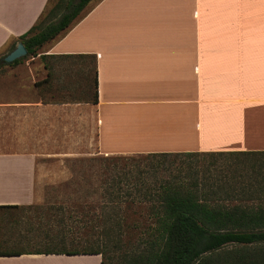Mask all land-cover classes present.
Returning <instances> with one entry per match:
<instances>
[{"label":"crops","instance_id":"crops-1","mask_svg":"<svg viewBox=\"0 0 264 264\" xmlns=\"http://www.w3.org/2000/svg\"><path fill=\"white\" fill-rule=\"evenodd\" d=\"M46 3L0 0V50ZM84 53L95 55V104L72 94L80 74L86 91L88 70L68 59H39L30 81L0 77V205L30 207L37 149L79 127L106 155L264 151V0H90L39 50ZM6 239L0 227V249ZM26 252L0 264H101L99 254Z\"/></svg>","mask_w":264,"mask_h":264},{"label":"trees","instance_id":"trees-1","mask_svg":"<svg viewBox=\"0 0 264 264\" xmlns=\"http://www.w3.org/2000/svg\"><path fill=\"white\" fill-rule=\"evenodd\" d=\"M89 1L53 0L50 5L47 0L33 24L2 49L0 69L22 59L2 61L20 41L26 51L24 56H37L46 68L48 59H68L87 67V88L85 91L84 86V93L77 100L95 104L94 54H39L43 44L61 35L83 14ZM50 76L47 72L41 81H35V86L47 85ZM224 155L234 156L236 164L247 168L238 170L227 164L220 172L208 174L209 168L203 172L192 165L197 157H208V164L213 165L216 158ZM100 160L103 170L98 187L103 205L91 217L95 224L91 229L98 228L107 251H118L117 254L106 255L95 246L26 253L99 254L101 264H111L114 257L116 264H264V151L147 152L114 154ZM122 203H148L149 222L143 227L138 221L129 226L122 224V219L126 220ZM17 208L0 205V215ZM51 209L59 211V219L62 218L61 205ZM130 233L133 244L124 248L123 236ZM20 253L19 249H0V255Z\"/></svg>","mask_w":264,"mask_h":264},{"label":"rangeland","instance_id":"rangeland-1","mask_svg":"<svg viewBox=\"0 0 264 264\" xmlns=\"http://www.w3.org/2000/svg\"><path fill=\"white\" fill-rule=\"evenodd\" d=\"M52 3L53 0H50L49 4ZM21 58L13 66L4 65L0 69V77L16 75L20 80L29 81L32 76L37 77L41 68L39 58L37 56ZM54 68L58 73L63 71V67L54 66ZM80 75L77 78L72 77V81L77 85L71 87L72 94L79 97L83 95V78ZM70 79L64 78L62 81L68 83ZM63 93L66 94L65 91ZM83 130L79 127L76 137L66 135L64 132L60 135V132H57L59 134L55 135L53 142L45 141V145L37 149L39 154L35 157L33 204L27 208L6 211L3 219L0 220L1 232L7 238L6 248L29 251L45 248L81 249L95 246L106 252V255L117 254L118 251H107L103 244L104 240L99 236L98 228L91 229V225L95 226L91 217L103 205L98 187L100 172L103 170V161L100 159L110 154L99 153L96 149L95 133L90 131L85 133ZM209 159L197 157L192 165L203 172L209 168L208 174L220 172L227 164L238 170L247 168L236 164L234 156L218 157L213 165L208 164ZM57 205L63 207L64 213L61 219H59L60 212L51 209L52 206ZM105 206L104 208L108 209V205ZM147 206L148 203L128 206L122 203V214L126 215V220L121 221L122 224L129 226L138 221L142 227L146 225L149 222L146 218ZM67 214L70 216L67 217ZM123 237L121 245L124 248L133 244L131 233ZM110 262L116 264V257Z\"/></svg>","mask_w":264,"mask_h":264},{"label":"water","instance_id":"water-1","mask_svg":"<svg viewBox=\"0 0 264 264\" xmlns=\"http://www.w3.org/2000/svg\"><path fill=\"white\" fill-rule=\"evenodd\" d=\"M25 52L24 46L20 41H18L15 43L14 47L2 57V61L4 63H9L14 59L24 56Z\"/></svg>","mask_w":264,"mask_h":264}]
</instances>
